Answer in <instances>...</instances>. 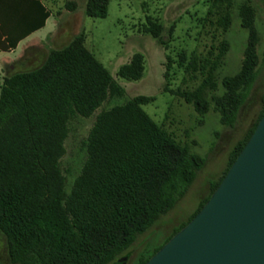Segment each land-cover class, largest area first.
<instances>
[{"label": "trees", "instance_id": "obj_1", "mask_svg": "<svg viewBox=\"0 0 264 264\" xmlns=\"http://www.w3.org/2000/svg\"><path fill=\"white\" fill-rule=\"evenodd\" d=\"M108 1L85 0L84 14L104 17ZM212 2L224 10L219 24L225 30L232 0ZM47 14L42 7L43 19ZM238 15L247 30L241 66L233 76L222 79L225 91L215 99L220 120L228 126L234 123L258 74L253 10L242 3ZM148 22L145 31L161 41L160 26ZM225 45L223 41L214 58L206 61L205 75L194 90L173 91L199 113L207 107L204 92L215 86L212 72ZM143 70V56L134 53L117 68L116 75L133 81ZM121 92L108 70L84 46L82 33L62 48L50 50L40 66L2 79L0 233L10 263L117 264L136 237L171 208L177 180L191 183L202 167L203 158L176 143L142 110L153 97L136 95L95 115L86 136V159L67 192L59 160L68 120L73 115L89 117L106 98ZM260 101L262 107L252 126L231 148L224 172L209 184L207 196L187 221L220 182L254 129L264 111V90ZM187 221L174 227L157 247L150 251L146 247L135 264L145 262Z\"/></svg>", "mask_w": 264, "mask_h": 264}, {"label": "rangeland", "instance_id": "obj_2", "mask_svg": "<svg viewBox=\"0 0 264 264\" xmlns=\"http://www.w3.org/2000/svg\"><path fill=\"white\" fill-rule=\"evenodd\" d=\"M43 3L57 20L59 28L58 40L53 45L64 46L82 33L84 46L122 89L120 95L106 98L89 117L73 115L68 120L64 154L59 160L67 192L86 159V136L95 115L136 95L153 97L152 101L141 106L142 110L176 143L186 145L191 153L204 160L191 183L177 180L171 208L147 231L138 235L126 252L120 255L125 257L124 264H135L146 247L149 246L150 251L160 245L174 227L187 221L194 213L200 200L207 196L209 184L224 172L229 151L244 137L261 110L260 94L264 90V0H232L225 30L219 24L224 10L214 6L212 0H109L106 15L102 18L84 14L85 0H43ZM242 3L253 10L258 74L234 123L228 126L220 120L215 99L225 91L222 79L233 76L241 66L247 39V30L240 25L238 15V6ZM148 21L160 26L161 41L145 31ZM50 30L52 26L48 25L41 38H45ZM223 41L225 49L212 72L215 86L205 90L207 107L199 113L191 103L173 91L194 90L205 75L206 61L214 58ZM17 53L18 50H15L11 55ZM134 53L143 56L142 76L133 81L119 78L117 68L129 61ZM166 56L170 60L167 61ZM35 65L28 64L24 69H32ZM165 69L167 75L164 77ZM164 86L166 89H163ZM0 264H12L7 258L6 242L1 233Z\"/></svg>", "mask_w": 264, "mask_h": 264}, {"label": "water", "instance_id": "obj_3", "mask_svg": "<svg viewBox=\"0 0 264 264\" xmlns=\"http://www.w3.org/2000/svg\"><path fill=\"white\" fill-rule=\"evenodd\" d=\"M142 264H264V111L199 210Z\"/></svg>", "mask_w": 264, "mask_h": 264}, {"label": "crops", "instance_id": "obj_4", "mask_svg": "<svg viewBox=\"0 0 264 264\" xmlns=\"http://www.w3.org/2000/svg\"><path fill=\"white\" fill-rule=\"evenodd\" d=\"M42 7L48 12L44 19ZM48 25L52 30L42 39ZM57 26L43 0H0V84L4 77L31 70L24 69L28 64H37L32 69L40 66L50 50L63 47L53 45L58 40ZM15 50L18 53L12 56Z\"/></svg>", "mask_w": 264, "mask_h": 264}, {"label": "flooded vegetation", "instance_id": "obj_5", "mask_svg": "<svg viewBox=\"0 0 264 264\" xmlns=\"http://www.w3.org/2000/svg\"><path fill=\"white\" fill-rule=\"evenodd\" d=\"M117 264H120V262L118 261Z\"/></svg>", "mask_w": 264, "mask_h": 264}]
</instances>
